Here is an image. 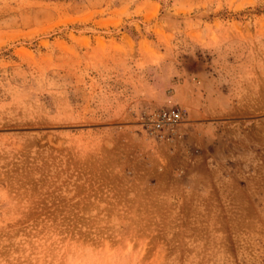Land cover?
I'll list each match as a JSON object with an SVG mask.
<instances>
[{
  "label": "rangeland",
  "instance_id": "rangeland-1",
  "mask_svg": "<svg viewBox=\"0 0 264 264\" xmlns=\"http://www.w3.org/2000/svg\"><path fill=\"white\" fill-rule=\"evenodd\" d=\"M0 264H264V0H0Z\"/></svg>",
  "mask_w": 264,
  "mask_h": 264
},
{
  "label": "built area",
  "instance_id": "built-area-1",
  "mask_svg": "<svg viewBox=\"0 0 264 264\" xmlns=\"http://www.w3.org/2000/svg\"><path fill=\"white\" fill-rule=\"evenodd\" d=\"M173 116V115H172Z\"/></svg>",
  "mask_w": 264,
  "mask_h": 264
}]
</instances>
